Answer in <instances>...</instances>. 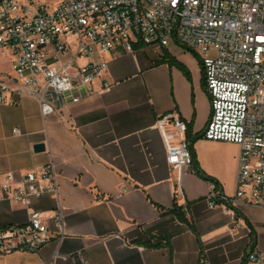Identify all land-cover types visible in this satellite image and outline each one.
<instances>
[{
	"label": "crops",
	"instance_id": "0c3cea01",
	"mask_svg": "<svg viewBox=\"0 0 264 264\" xmlns=\"http://www.w3.org/2000/svg\"><path fill=\"white\" fill-rule=\"evenodd\" d=\"M92 59L107 61V70L80 102L46 116L29 96L0 105V176L18 179L53 160L67 225L61 243L0 255V264H245L251 246L264 264V206L211 208V181L167 162L157 122L175 114L187 134L202 135L193 144L197 165L224 195L237 191L241 147L203 137L212 107L199 57L172 41ZM39 143L44 150H35ZM54 205L48 195L32 208ZM27 219L26 207L0 196L4 225Z\"/></svg>",
	"mask_w": 264,
	"mask_h": 264
},
{
	"label": "built area",
	"instance_id": "2783aa9c",
	"mask_svg": "<svg viewBox=\"0 0 264 264\" xmlns=\"http://www.w3.org/2000/svg\"><path fill=\"white\" fill-rule=\"evenodd\" d=\"M172 41L203 65L212 107L203 137L241 147L236 193L226 196L211 182L209 206H264V0H0V52L12 63L11 73L0 72V105L29 96L44 116L57 112L80 102L104 75L107 61L93 60L96 53ZM82 58L88 61L80 63ZM157 127L169 165L180 172L192 167L188 123L164 114ZM48 195L55 201L51 210L32 208ZM0 196L28 209L23 224L0 220V255L37 252L64 240L53 160L18 179L1 175ZM246 254L247 264L263 259L255 246Z\"/></svg>",
	"mask_w": 264,
	"mask_h": 264
},
{
	"label": "trees",
	"instance_id": "16d2710c",
	"mask_svg": "<svg viewBox=\"0 0 264 264\" xmlns=\"http://www.w3.org/2000/svg\"><path fill=\"white\" fill-rule=\"evenodd\" d=\"M139 45H143L142 43H139L137 44L136 46H139ZM202 137V135H197L195 137L191 136L190 134H187V139L191 142V151H192V155H193V170L202 178L206 179V180H209L211 182H215L217 184V188L220 190V185L219 183L211 176H209L208 174H206L196 163V159H195V154H194V149H193V144L194 142L198 139ZM232 207V206H230ZM172 212L173 213H176L177 215L181 216L182 217V212H180V208L178 207H174L172 209ZM183 218V217H182ZM255 243V240H253V244ZM248 262V255L246 254L245 255V264H247Z\"/></svg>",
	"mask_w": 264,
	"mask_h": 264
},
{
	"label": "rangeland",
	"instance_id": "374dc122",
	"mask_svg": "<svg viewBox=\"0 0 264 264\" xmlns=\"http://www.w3.org/2000/svg\"><path fill=\"white\" fill-rule=\"evenodd\" d=\"M0 70L11 71V60L0 52Z\"/></svg>",
	"mask_w": 264,
	"mask_h": 264
},
{
	"label": "water",
	"instance_id": "95a60500",
	"mask_svg": "<svg viewBox=\"0 0 264 264\" xmlns=\"http://www.w3.org/2000/svg\"><path fill=\"white\" fill-rule=\"evenodd\" d=\"M45 149V145L43 143H39L35 145V150L36 151H42Z\"/></svg>",
	"mask_w": 264,
	"mask_h": 264
}]
</instances>
